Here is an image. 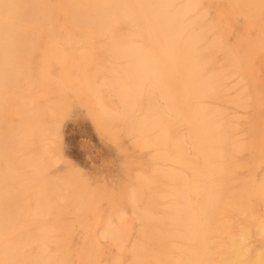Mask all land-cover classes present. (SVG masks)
Here are the masks:
<instances>
[{
	"label": "bare ground",
	"instance_id": "bare-ground-1",
	"mask_svg": "<svg viewBox=\"0 0 264 264\" xmlns=\"http://www.w3.org/2000/svg\"><path fill=\"white\" fill-rule=\"evenodd\" d=\"M263 104L264 0H0V264H264ZM76 107L118 188L51 175Z\"/></svg>",
	"mask_w": 264,
	"mask_h": 264
},
{
	"label": "rangeland",
	"instance_id": "rangeland-1",
	"mask_svg": "<svg viewBox=\"0 0 264 264\" xmlns=\"http://www.w3.org/2000/svg\"><path fill=\"white\" fill-rule=\"evenodd\" d=\"M236 89L238 88L232 87L230 89L232 97L237 95ZM232 113L242 121L243 125L238 131L239 138L243 139V146L248 148L251 142L249 134L251 119L249 114L243 109H234ZM262 127L263 137L264 119L262 120ZM129 145L130 140L124 139L121 147L128 148ZM48 148L50 150L49 160L52 165L50 171L54 177L69 181L71 176L76 175V177L87 183L91 189L99 191L118 188L123 181L127 180V174L123 170L124 161L120 147L99 133L85 108H73L65 117L58 118L52 133L49 135ZM249 156L250 152L247 149L244 159H248ZM252 170H255L254 172L258 177H261L264 174V162L257 169H254L251 165L245 166V169L241 170V177L249 179L252 172L248 171ZM230 201L236 203L238 198H232ZM245 202L247 205H253L255 209L260 207L254 201L246 200ZM101 206L106 207L104 203ZM255 216L263 219L264 210L257 209ZM99 233L97 231L98 235ZM75 241L74 245L79 249L81 241L78 239H75ZM251 241L257 243L255 238H252ZM103 242L108 243L106 240Z\"/></svg>",
	"mask_w": 264,
	"mask_h": 264
}]
</instances>
